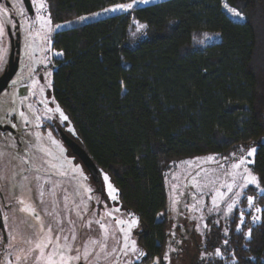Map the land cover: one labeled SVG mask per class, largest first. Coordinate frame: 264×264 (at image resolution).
Segmentation results:
<instances>
[{
  "label": "trees",
  "instance_id": "obj_1",
  "mask_svg": "<svg viewBox=\"0 0 264 264\" xmlns=\"http://www.w3.org/2000/svg\"><path fill=\"white\" fill-rule=\"evenodd\" d=\"M46 1L57 24L135 0ZM133 19L148 27L136 45ZM201 32L219 37L195 46ZM51 53L52 96L73 139L138 216L142 263L162 257L168 240L167 218L159 216L170 162L252 145L251 168L264 188V0H156L57 31ZM258 203L264 214V192ZM236 225L229 227L231 246H206L222 256L197 264H264V226H252L249 240Z\"/></svg>",
  "mask_w": 264,
  "mask_h": 264
},
{
  "label": "rangeland",
  "instance_id": "obj_2",
  "mask_svg": "<svg viewBox=\"0 0 264 264\" xmlns=\"http://www.w3.org/2000/svg\"><path fill=\"white\" fill-rule=\"evenodd\" d=\"M153 1L156 0H135L125 3L132 4L129 9L103 11L99 15L122 11L129 13L133 7ZM41 3L45 5L44 8L40 7ZM32 4L35 21L38 22L32 34L25 29L27 18L24 10L19 9L26 39L24 50L30 49L25 57L27 61L34 58L44 69L42 91L46 97V112L55 114L58 122L72 136L75 134L74 127L52 96L55 66L51 53L53 36L59 30L99 15L91 14L82 16L87 17L85 20L80 17L55 24L50 18L46 0H32ZM226 4L228 7H225ZM224 8L232 17L242 18L229 11L232 7L227 2ZM41 17L45 20L50 18L51 22L44 23ZM147 36V25L133 19L131 45H136ZM218 37L219 34L215 32L197 33L193 44L204 46ZM28 39L30 43H27ZM31 80L37 84L36 77ZM30 83L34 85L33 81ZM26 88L20 89L24 93L22 97L27 96L26 91L31 92ZM17 92L14 87L0 94V118L16 110ZM6 143L8 149L0 143V205L4 203L9 207V226L6 230L9 231V260L5 262L7 258L1 254L0 264H47V258L53 252L56 253L54 259L57 262L63 257L68 264H146L142 263L146 252L139 242L140 220L132 211L123 208L118 190L107 173H100L101 189L81 160L72 154L49 125H46L38 144L31 141L30 144L23 142L20 145L10 136ZM240 149L245 151L177 159L166 165L167 206L159 219L167 218L168 240L162 257H156L149 264H197L213 255L220 257V249L209 253L205 250L208 243L231 246L229 227L232 223H238L235 231H244L245 236L248 229L254 226L252 217L261 215L256 209L262 210L258 197L264 188L259 181L257 187L247 180L249 174L257 177L251 168L255 154L252 150L256 148L249 145ZM248 197L253 199L251 205ZM229 205H232L231 211ZM101 224L105 228H101ZM65 237L68 239L65 240ZM38 243L47 245L43 247V258L41 249L36 248ZM69 248L71 251H68ZM85 254L87 259L84 258ZM77 256L80 259H75Z\"/></svg>",
  "mask_w": 264,
  "mask_h": 264
},
{
  "label": "flooded vegetation",
  "instance_id": "obj_3",
  "mask_svg": "<svg viewBox=\"0 0 264 264\" xmlns=\"http://www.w3.org/2000/svg\"><path fill=\"white\" fill-rule=\"evenodd\" d=\"M19 9L24 10V15L27 18L25 29L30 34L34 33L38 22L35 21L32 0H30V5L25 0H0V82L10 74L3 91L6 89L10 91L14 87L18 91L15 102L16 110L12 111L11 115L6 113L0 118V139H2L0 143L8 149L6 140L10 136L20 145L23 142L30 144L31 141L38 144L45 133L46 125L52 127L64 143L63 134L73 137L65 131L55 114L46 112V97L42 91L45 82L44 69L34 58L31 61L26 60V52H30V49L24 50L23 43L26 39L21 26ZM7 19L10 21L3 23ZM27 43H30V39L27 40ZM33 77H36V85L35 81L31 80ZM30 81L34 82L33 86ZM26 87L31 89L32 93L26 91L27 96L22 97L24 93L20 89ZM26 97L27 99L24 101L23 99ZM8 212L9 207H6L4 203L0 205V255L3 254L7 258L5 262L9 260L7 255L9 231H6L9 226ZM3 256L1 255V257Z\"/></svg>",
  "mask_w": 264,
  "mask_h": 264
},
{
  "label": "snow or ice",
  "instance_id": "obj_4",
  "mask_svg": "<svg viewBox=\"0 0 264 264\" xmlns=\"http://www.w3.org/2000/svg\"><path fill=\"white\" fill-rule=\"evenodd\" d=\"M142 2H148V0H142ZM40 7L41 8H44L45 5L43 3H41ZM131 7H132V4H117L114 8H112V9H105V11H113V12H115L117 10H126V9L131 8ZM225 7H228V5L226 4ZM229 11L233 12L238 17L241 16V13L239 11H237L236 9L229 8ZM96 15H99V13H97ZM80 19L81 20H85V19H87V17H81ZM41 20L44 23H50L51 22L50 21V18L48 20H45L44 17H41ZM57 27H62V26L57 25ZM140 27L143 28L144 26L143 25H140ZM64 118L67 119V117H64ZM252 151L254 152L255 150L253 149ZM251 154L252 153L250 152L249 155H251ZM237 167H238V165H237ZM25 179H26V177H25ZM104 179L107 180L108 177L105 176ZM247 180H248L249 183L256 184L257 187H259L258 178L256 176L249 174ZM109 187H111V185H109ZM229 190H231V186H229ZM261 191L264 192V189H261ZM248 202H249L250 205L253 203L252 197H248ZM21 203H23V201H21ZM231 209H232V205H229V211H231ZM256 211H257L258 214L261 213V209L260 208H257ZM37 219H39L38 216H37ZM97 223H99V221H97ZM120 223H123V221H120ZM252 223L254 225H256L257 227L264 226V214L253 216L252 217ZM100 226H101V228H105V225L104 224H101ZM241 226L242 227L244 226L243 219H241ZM49 231H51V229H49ZM121 231H123V229H121ZM246 236L248 237L249 240L252 238V229L251 228L248 229V231L246 233ZM64 239L67 240L68 238L65 237ZM50 243H51V240L49 239L48 240V244H50ZM43 247H47V245L46 244L45 245H41L40 243H38L36 245V248L37 249H41V256H42V258H43ZM127 247H128V245L125 244V248H127ZM133 250H134V248H133ZM68 251H71V249L69 248ZM55 255H56L55 252H53V253H51L49 255V257L47 258V264H68V261L65 258H63V257H61L60 261L57 262L54 259V256ZM84 258L87 259V254H85ZM75 259H80V257L77 256V257H75Z\"/></svg>",
  "mask_w": 264,
  "mask_h": 264
},
{
  "label": "water",
  "instance_id": "obj_5",
  "mask_svg": "<svg viewBox=\"0 0 264 264\" xmlns=\"http://www.w3.org/2000/svg\"><path fill=\"white\" fill-rule=\"evenodd\" d=\"M28 5H30V0H25ZM10 74L5 76L0 82V93L6 87V83L10 78ZM63 140L67 144V146L73 151V153L81 160L83 165L86 167L93 180L98 183L100 188L102 189V180L101 175L98 169V166L95 164L91 156L88 152L77 142L75 139L71 138L69 135L63 134ZM1 221V216H0Z\"/></svg>",
  "mask_w": 264,
  "mask_h": 264
}]
</instances>
